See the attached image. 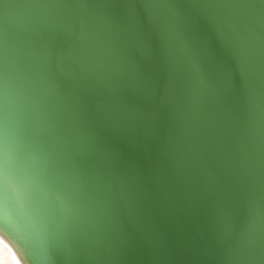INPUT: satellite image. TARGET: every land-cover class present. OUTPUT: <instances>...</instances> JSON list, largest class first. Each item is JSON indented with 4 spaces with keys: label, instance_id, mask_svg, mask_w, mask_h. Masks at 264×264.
Masks as SVG:
<instances>
[{
    "label": "water",
    "instance_id": "95a60500",
    "mask_svg": "<svg viewBox=\"0 0 264 264\" xmlns=\"http://www.w3.org/2000/svg\"><path fill=\"white\" fill-rule=\"evenodd\" d=\"M0 229L31 264H264V0H0Z\"/></svg>",
    "mask_w": 264,
    "mask_h": 264
},
{
    "label": "bare ground",
    "instance_id": "6f19581e",
    "mask_svg": "<svg viewBox=\"0 0 264 264\" xmlns=\"http://www.w3.org/2000/svg\"><path fill=\"white\" fill-rule=\"evenodd\" d=\"M0 264H31L19 245L1 229Z\"/></svg>",
    "mask_w": 264,
    "mask_h": 264
}]
</instances>
